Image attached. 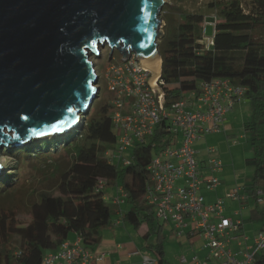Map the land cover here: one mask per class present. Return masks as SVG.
<instances>
[{
    "label": "trees",
    "instance_id": "obj_1",
    "mask_svg": "<svg viewBox=\"0 0 264 264\" xmlns=\"http://www.w3.org/2000/svg\"><path fill=\"white\" fill-rule=\"evenodd\" d=\"M209 7L216 12L212 45L203 41L204 14L179 12V17L163 18L165 32L159 44L166 101L171 104L211 78H229L247 88L245 98L253 103L254 120L246 128L253 134L256 151L247 162L255 164L256 171L245 188L254 194L264 185V0H213ZM93 104L85 117L86 136L57 135L35 147L24 145L17 149L22 158L47 159L50 168L43 170L47 187L31 195L36 199L29 204V223L17 218L16 208H1L0 264H41L45 253L72 233L81 235L91 248L97 245L102 230L114 222L115 213L105 190L98 188L99 179L106 180V186L120 182L131 204L124 219L138 230L147 224V236L154 232V208L145 199L152 182L148 166L153 144H171L173 135L163 123L152 138L136 144L131 164L112 163L104 154L114 147L113 141L107 137L90 141L88 135L111 122L113 109L109 102L98 104L95 100ZM62 150L63 158L52 156ZM11 182L9 177L0 179V191ZM258 214L264 215V211ZM153 249L162 264V242L154 244ZM253 264H264V252L256 254Z\"/></svg>",
    "mask_w": 264,
    "mask_h": 264
},
{
    "label": "built area",
    "instance_id": "obj_2",
    "mask_svg": "<svg viewBox=\"0 0 264 264\" xmlns=\"http://www.w3.org/2000/svg\"><path fill=\"white\" fill-rule=\"evenodd\" d=\"M205 22L215 27L216 16ZM206 23L203 37L207 34ZM213 42L214 35L207 38V45ZM139 60L132 51L129 58L112 63L104 75L107 89L113 94L108 101L113 109L110 120L115 127L123 130L120 142L104 155L112 163L131 164L133 158L123 156L125 149L152 138L156 128L164 123L173 140L163 147L153 144L160 152L153 154L148 166L152 182L145 195L147 203L154 208L156 218L173 223L181 232L192 225V232L203 235L207 241L206 246L210 250L208 258L214 257L218 264H253L256 254L264 250V228L255 234L252 246L246 244L247 235L243 234L240 239L244 225L242 202L248 198L243 192L245 188L236 186L226 193L228 199L240 203V209L235 210L234 216L226 214L223 197L207 203L202 189L214 190L221 183L217 173L222 171L223 162L217 157L210 158L208 173L203 174L194 149L195 142L201 137L221 131L227 114L245 99L247 88L229 78H211L201 81L197 90L167 104L162 61L153 78L156 86H152L150 78L153 72L142 67ZM208 151L215 153L216 149L209 147ZM106 183V180L99 179L98 188L105 189ZM127 197V191L119 185L114 202L120 205ZM254 197L258 203L264 201V186L256 189ZM234 241L240 245L237 251L231 245ZM104 257V252L85 245L82 236L76 234L74 239L67 238L57 248L48 250L41 264H101ZM193 259L197 264H207L198 256ZM181 261L186 262L187 258L183 256ZM143 264H159V261L146 256Z\"/></svg>",
    "mask_w": 264,
    "mask_h": 264
},
{
    "label": "water",
    "instance_id": "obj_3",
    "mask_svg": "<svg viewBox=\"0 0 264 264\" xmlns=\"http://www.w3.org/2000/svg\"><path fill=\"white\" fill-rule=\"evenodd\" d=\"M167 3L0 0V147L79 127L100 91L91 56H100L101 46L125 59L135 52L156 86Z\"/></svg>",
    "mask_w": 264,
    "mask_h": 264
},
{
    "label": "rangeland",
    "instance_id": "obj_4",
    "mask_svg": "<svg viewBox=\"0 0 264 264\" xmlns=\"http://www.w3.org/2000/svg\"><path fill=\"white\" fill-rule=\"evenodd\" d=\"M211 1L213 0H169V3L163 8L161 17L167 19L168 16L179 17V12H191L204 14L205 21L207 19L213 20L212 18L216 16V12L209 7ZM164 22L166 23L165 20ZM206 26L207 34L203 37V41L205 42H207L208 37L212 36L214 28L212 23L207 22ZM162 30L165 32V24H163ZM162 36L159 38V42ZM111 51V47L106 45L102 48L101 56H91L100 75L98 83L100 91L95 99L98 104H104L113 97V94L108 91L104 80V75L108 67L112 63L123 61V55L118 49L114 50L112 56ZM88 114H81L79 127L71 129V131L60 134L59 136L65 138L68 134H73L74 137L81 133L85 135L88 131H84L86 124L85 117H87ZM225 120L226 122L221 132L206 134L195 142L194 149L196 150V158L200 163L203 174L208 173L207 164L210 158L217 157L221 159L224 171L217 173L221 183L227 184L229 188L236 186L242 187L253 180L256 171V165L247 162V159L254 156L256 153L252 143L253 134L246 128V124L254 120V106L252 101L249 98H245L236 104L234 110L227 114ZM122 134L123 130L121 128L115 127L112 122H107L103 130L93 129L89 132L88 139L90 141H99L107 137L111 139L114 146H116L120 142ZM55 137V135H45L24 142L26 144L21 143L12 145L10 142L0 147V165L2 166L0 179L9 177L12 180L11 184L4 186L3 190L0 191V210L1 208H16L17 218L25 224L29 223L31 220L29 204L32 200L36 199L35 195H31L47 187V184H45L43 180V170L47 172L50 168V164H47V159H40L36 156L22 158L20 154H18L17 149L19 147H24V145H33L35 147V144ZM135 146L136 145L133 144L126 148L123 156L127 159H132ZM209 147H214L216 152L210 153L208 151ZM112 149H114V147H112ZM152 150L153 154L160 152V150L155 147H153ZM63 153L62 150L52 156H57L59 157L58 159H60L64 157ZM112 187H114V184H109L106 188V192L109 193V195H107V201L111 205H113L112 200L114 197L113 195L110 196V193L112 194L115 191V189L112 190ZM202 191L206 196L214 193V190H208L206 188H203ZM214 200L215 199L211 202ZM232 201L233 200L226 199V203H231ZM257 206L260 210L264 209V203L257 204L253 198L249 207L246 208L247 210L241 209V217L246 220L244 227L249 232L248 234L251 238L256 230L264 227V215H258L256 217L252 215V209H255ZM237 209H240V206L234 207L228 214L234 216V212ZM163 235L164 237L161 238V241L165 245L166 251L164 264H182L180 261L183 256L190 257V255L183 252V250L186 249L184 244V242L187 241L186 238L179 236L177 232L171 234L170 232H165ZM145 249L149 252L150 256L154 258V251L149 250L147 247H145ZM238 249H240V247L237 248V250ZM261 252H264V250Z\"/></svg>",
    "mask_w": 264,
    "mask_h": 264
},
{
    "label": "crops",
    "instance_id": "obj_5",
    "mask_svg": "<svg viewBox=\"0 0 264 264\" xmlns=\"http://www.w3.org/2000/svg\"><path fill=\"white\" fill-rule=\"evenodd\" d=\"M214 33H215V27L213 28L211 37H213ZM225 122L226 120L224 121V123ZM224 123L222 125V128L224 127ZM222 171L224 170L222 169ZM119 185H121L120 182L114 184L112 190L115 189V191L112 194L110 193V196L113 195V197H115ZM246 186L247 184L242 187L245 188ZM106 188L107 186L104 189L105 197L107 199V195H109V193L106 192ZM231 188L232 187L229 188L227 184L220 183L217 186V188L214 189L213 191L214 193H211L209 196L207 195L208 197L206 196V202L211 203L213 199L216 200L219 197H223L226 203V199H228L226 197V193ZM243 192L248 195V198L247 200L242 202V208L247 210L246 208L249 207L251 200L254 198L256 201V198L254 197V194H251L246 188L243 190ZM261 203H264V201ZM112 204L115 207L114 222L102 230L101 241L92 248L95 251L105 253V257L101 261V264H143L144 257L146 256L151 257L149 252L145 249V247H147L149 250L154 251L153 245L158 242H162L159 239V234L160 237H164L163 234L165 232H170V234L173 232H177L179 236L186 238L187 241L184 242L186 249H184L183 252L190 255V257L185 256L187 258V261L186 262L180 261L182 264H197L193 259L195 256H198L201 261H207V264H218V261L214 257L211 256L210 258H208V256L210 255V250L206 246L207 241L203 235L198 234L197 232H192L193 230L192 225H189L187 228L183 230V232H181L177 228H175L173 223L164 222L156 218L154 223V232H152V234L147 236L146 233L149 230L147 224L143 225V227L140 230H138L135 229L131 224H129L124 219L125 212L128 211L131 207V204L128 203L127 200L120 205L116 204L114 200H112ZM257 204L259 203L257 202ZM226 205H227L226 214L229 215L228 212L232 211L234 207L240 206V203L238 201H232L231 203H226ZM259 211H264V209L260 210L259 207L257 206L255 209H252V215L255 217L258 216ZM243 221H244V225L242 228V232L240 234V239H242L243 234L249 237L248 234L249 232L244 227L246 221L245 218L243 219ZM263 228L264 227L256 230L252 238L251 236L249 237L248 241L246 242L248 246L253 245L255 234ZM75 237H76V233H72L69 236V239H74ZM231 245L233 249L236 248L234 249V251H237V248L240 247L238 241L232 242ZM163 250H164V261L162 262V264L165 263V255H166L164 244H163ZM154 258H157V254L155 253V251H154Z\"/></svg>",
    "mask_w": 264,
    "mask_h": 264
},
{
    "label": "bare ground",
    "instance_id": "obj_6",
    "mask_svg": "<svg viewBox=\"0 0 264 264\" xmlns=\"http://www.w3.org/2000/svg\"><path fill=\"white\" fill-rule=\"evenodd\" d=\"M160 68H161V60L159 61L158 64H156V65L154 66V70H155L156 72H158V71L160 70Z\"/></svg>",
    "mask_w": 264,
    "mask_h": 264
},
{
    "label": "snow or ice",
    "instance_id": "obj_7",
    "mask_svg": "<svg viewBox=\"0 0 264 264\" xmlns=\"http://www.w3.org/2000/svg\"><path fill=\"white\" fill-rule=\"evenodd\" d=\"M59 128V126H57Z\"/></svg>",
    "mask_w": 264,
    "mask_h": 264
}]
</instances>
